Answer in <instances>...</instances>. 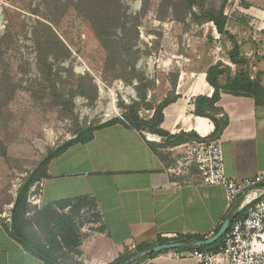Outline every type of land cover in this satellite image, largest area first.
<instances>
[{"label":"crops","instance_id":"1","mask_svg":"<svg viewBox=\"0 0 264 264\" xmlns=\"http://www.w3.org/2000/svg\"><path fill=\"white\" fill-rule=\"evenodd\" d=\"M235 2L234 13H225V29L248 60L251 77L258 75L264 86V0ZM174 56L177 76L174 86L169 80L164 85L162 100L167 96L172 100L162 110L160 128L170 135L219 137L227 175L244 178L264 171V104H256L247 94L219 90L214 104L220 126L216 134L209 117L193 112L197 97L210 98L213 93L206 80L207 68L221 61L235 70L226 50L195 48ZM146 134L152 133L119 120L105 124L93 131L90 140L71 144L50 159L47 176L30 187L31 191L35 186L36 208L65 198L95 201L98 221L94 229L103 230L80 228L77 259L84 264H110L137 247L144 250L177 236L206 238L228 216L223 188L201 184L192 171L169 173L175 150L159 149L162 138L153 134L160 140L151 143ZM5 216L0 212V264H44L10 235L11 223ZM186 252L168 249L138 264H194L190 256L181 255Z\"/></svg>","mask_w":264,"mask_h":264},{"label":"rangeland","instance_id":"2","mask_svg":"<svg viewBox=\"0 0 264 264\" xmlns=\"http://www.w3.org/2000/svg\"><path fill=\"white\" fill-rule=\"evenodd\" d=\"M85 1L0 0V192L4 193L0 212L4 214L11 213L19 187L48 151L73 139L78 127L118 118L125 106L138 101L134 73L147 84L145 102L152 108L141 106L138 111L147 119L161 102L165 83L177 74L174 54L195 48L224 51L211 22L197 20L177 0H93L95 10H86ZM235 3L227 0L224 13L232 15ZM222 4L223 0H204L206 8ZM191 11L198 13L195 6ZM89 19L112 24L106 41L117 54L115 72L121 76L104 70L106 52ZM37 41L44 48L45 66L38 62ZM128 88L134 91L129 103L123 99L129 97ZM112 100L118 114L106 116ZM31 194L34 191L29 190L27 200L33 207ZM95 224L85 221L83 227L94 230Z\"/></svg>","mask_w":264,"mask_h":264},{"label":"trees","instance_id":"3","mask_svg":"<svg viewBox=\"0 0 264 264\" xmlns=\"http://www.w3.org/2000/svg\"><path fill=\"white\" fill-rule=\"evenodd\" d=\"M177 1L182 4L186 12L188 11L191 15H194L197 20L211 22L213 24L215 30L221 36L222 47L227 52L228 60L235 66L233 72L228 65L221 61H217L215 64L208 67L205 73L207 82L213 87L212 96L210 98L199 96L195 100L193 112L197 115L209 117L215 125L214 132L216 134L220 126L216 123L214 116L218 110L214 104L217 100L219 90L234 94H247L254 99L256 104H264V86L261 84L258 75L251 77L248 60L241 55L236 38L225 29L227 15L224 13V9L227 0H223V4L217 9L212 7L206 8L204 6V0ZM92 2L93 0L85 1L86 10L90 8L92 10L96 9V5L92 4ZM194 6L198 9V13L191 11ZM89 21L96 37L99 39V42L106 52L104 70L107 71L109 68L114 77L121 76L118 75V72H115L117 54L112 53L111 47L108 46L106 41V36L112 24L107 20L104 22H97L94 19H89ZM37 22L41 27L46 28L48 31L51 30L50 26L45 21L38 20ZM227 40L230 43L229 47L226 46L225 41ZM43 49L41 41H37L36 51L39 58L38 62L40 65L45 66L47 63L46 60H44ZM176 76L177 74L172 81V86L175 85ZM130 78L129 76L128 80ZM132 78H136L139 83V85L135 87L138 101L124 107L125 110L121 115L122 119L113 118L102 123L78 127L76 129V136L73 139L48 151L47 155L25 177L24 182L18 189L11 209L9 233L22 244L25 250L41 259L44 264H84L77 259L81 255L79 249L81 237L80 228L85 221H98L96 203L92 198L88 197L77 199L65 198L52 203L43 204L39 208L31 207L27 200L30 187L36 181L47 176L46 167L50 159L60 154L71 144L90 140L95 129L105 124L115 122L116 120L127 122L136 129H144L152 134L160 136L162 138V143H157V147L161 150H166L194 138L186 137L184 133L170 135L160 128V123L163 119L162 110L172 100L170 99L172 97L167 96L161 100V102L154 107V111L150 117L147 119L141 118L138 115L140 107L145 106L146 108H152V105L145 102L147 84L144 83L143 78L135 73L132 75ZM151 143L155 142L151 141ZM161 154L162 152L160 155ZM233 210L228 214L229 219L232 218ZM96 229L103 230V227H97L94 230ZM199 239H204V237L185 235L177 236L172 239V241L184 243L182 246L177 247L178 250H214L218 247L217 242L207 246L208 248L192 246V243ZM141 250L140 247H137L134 252L125 253L110 264H138L143 259L152 255L139 257L131 262L125 263L129 257Z\"/></svg>","mask_w":264,"mask_h":264},{"label":"built area","instance_id":"4","mask_svg":"<svg viewBox=\"0 0 264 264\" xmlns=\"http://www.w3.org/2000/svg\"><path fill=\"white\" fill-rule=\"evenodd\" d=\"M127 98L128 101L123 99L129 103L132 97ZM150 135L146 134V139L160 140ZM171 149L176 156L174 164L167 168L169 173L181 175L192 171L201 184L222 187L226 208L229 212L234 209L216 249H192L181 255L190 256L194 264H264V171L244 178L227 175L219 137L191 138ZM31 191H35V186ZM29 202L38 205L35 194ZM4 215L10 224L11 213Z\"/></svg>","mask_w":264,"mask_h":264},{"label":"water","instance_id":"5","mask_svg":"<svg viewBox=\"0 0 264 264\" xmlns=\"http://www.w3.org/2000/svg\"><path fill=\"white\" fill-rule=\"evenodd\" d=\"M0 23H1V16H0ZM228 224H229V217L227 216L223 220V222L221 223L219 228L212 235H210L209 237H206L204 239H199V240L194 241L192 243V246H194V247H207V246H210V245L216 243L222 237L223 233L225 232V230L228 227ZM183 244H184L183 242H178V241L161 243V244L152 246L150 248L144 249V250L136 253L135 255L129 257L125 263L131 262V261H133L139 257L148 256V255L156 253V252H160V251H164V250H168V249H174V248L182 246Z\"/></svg>","mask_w":264,"mask_h":264},{"label":"bare ground","instance_id":"6","mask_svg":"<svg viewBox=\"0 0 264 264\" xmlns=\"http://www.w3.org/2000/svg\"><path fill=\"white\" fill-rule=\"evenodd\" d=\"M116 86L118 87L119 85L116 84ZM125 94H130V95H133L134 96V91L133 89L131 88H128L127 90H125ZM126 98V97H125ZM113 102H109L107 104V107H106V116H112V115H116L118 114V108L116 107V105L114 104V100H112ZM155 137V136H153ZM156 139V138H154Z\"/></svg>","mask_w":264,"mask_h":264}]
</instances>
